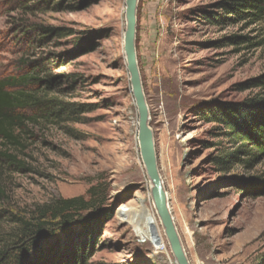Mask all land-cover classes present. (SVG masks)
I'll list each match as a JSON object with an SVG mask.
<instances>
[{
  "label": "rangeland",
  "instance_id": "obj_1",
  "mask_svg": "<svg viewBox=\"0 0 264 264\" xmlns=\"http://www.w3.org/2000/svg\"><path fill=\"white\" fill-rule=\"evenodd\" d=\"M62 1L0 0V79L29 73L22 62L50 55L56 61L43 64L49 69L39 77L62 82L49 93L60 117L30 125L27 148L13 150L26 169L4 171L8 206L31 215L101 184L107 197L98 222L85 225L84 214L72 228L82 237L92 231L83 264H177L140 152L124 52L126 0L51 6ZM225 1L138 0L137 61L160 176L190 264H264V157H230L241 144L215 120L227 107L264 112V86L253 84L264 77V24L229 21ZM34 24L66 36L42 47ZM14 229L0 220L2 234Z\"/></svg>",
  "mask_w": 264,
  "mask_h": 264
},
{
  "label": "trees",
  "instance_id": "obj_2",
  "mask_svg": "<svg viewBox=\"0 0 264 264\" xmlns=\"http://www.w3.org/2000/svg\"><path fill=\"white\" fill-rule=\"evenodd\" d=\"M64 1L51 6L64 8ZM222 5L228 14L234 16L229 21L248 20L251 24H264V0H226ZM32 27L43 34L36 39L42 47L51 38L66 36V29L36 24ZM29 49L33 47L29 46ZM78 49L86 50L83 46ZM54 61L56 59L49 55L46 59L22 62L23 68L33 70L0 79V220L6 218L15 226L11 233L0 232V264H83L91 245L92 231L86 230L82 237L72 228L84 214H88L85 225H93V221L97 223L98 208L106 202L107 190L98 184L92 186L86 196L55 199L37 207L31 215L17 214L8 206L10 197L2 180L4 171L26 169L23 159L13 150L27 148L24 136L30 134V125L41 119L49 121L60 117L56 111L58 102L49 98V93L53 84H62L61 78L47 77L44 80L39 77L43 69H49L43 64ZM253 84L255 87L264 86V77ZM215 118L225 125L227 134L241 144L230 157L244 154L250 158L242 161L244 163L264 157V112L254 115L247 109L227 107ZM221 164L227 162L222 158ZM64 229L70 230L66 232V239L54 241L58 232Z\"/></svg>",
  "mask_w": 264,
  "mask_h": 264
},
{
  "label": "water",
  "instance_id": "obj_3",
  "mask_svg": "<svg viewBox=\"0 0 264 264\" xmlns=\"http://www.w3.org/2000/svg\"><path fill=\"white\" fill-rule=\"evenodd\" d=\"M138 0H126V32L124 52L130 75L133 97L138 111V140L142 161L153 185L152 196L157 213L165 229L172 253L177 264H190L183 249L174 219L168 205V197L158 168L154 134L150 127V113L147 105L136 54V25Z\"/></svg>",
  "mask_w": 264,
  "mask_h": 264
},
{
  "label": "bare ground",
  "instance_id": "obj_4",
  "mask_svg": "<svg viewBox=\"0 0 264 264\" xmlns=\"http://www.w3.org/2000/svg\"><path fill=\"white\" fill-rule=\"evenodd\" d=\"M151 182V181H150ZM151 185H152V183H151ZM152 187H153V185H152ZM151 194H152V189H151ZM152 198H153V196H152ZM153 202H154V200H153ZM154 207H155V204H154ZM155 209H156V207H155ZM156 212H157V210H156ZM158 214V213H157ZM159 216V215H158ZM159 219H160V217H159ZM161 221V220H160ZM161 224H162V222H161ZM163 225V224H162ZM164 232H165V229H164ZM166 235V234H165ZM160 247H162V246H160ZM177 263V262H176Z\"/></svg>",
  "mask_w": 264,
  "mask_h": 264
}]
</instances>
